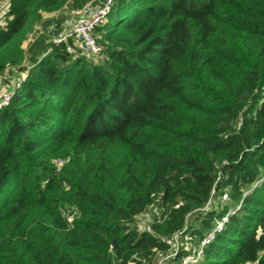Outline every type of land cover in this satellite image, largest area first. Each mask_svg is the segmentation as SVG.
Returning a JSON list of instances; mask_svg holds the SVG:
<instances>
[{
  "label": "trees",
  "instance_id": "obj_1",
  "mask_svg": "<svg viewBox=\"0 0 264 264\" xmlns=\"http://www.w3.org/2000/svg\"><path fill=\"white\" fill-rule=\"evenodd\" d=\"M90 1L10 0L0 26L2 74L43 23L0 110V264H153L213 191L193 236L236 212L198 264H264V0H115L98 60L42 18Z\"/></svg>",
  "mask_w": 264,
  "mask_h": 264
},
{
  "label": "built area",
  "instance_id": "obj_2",
  "mask_svg": "<svg viewBox=\"0 0 264 264\" xmlns=\"http://www.w3.org/2000/svg\"><path fill=\"white\" fill-rule=\"evenodd\" d=\"M115 0H104L102 4H95V1L92 0L87 3L81 9L73 11L77 15V19L74 22V26L68 33H60L55 39L56 43H66V48L68 52L71 53H80L91 59L98 60L102 57L104 53L103 45L98 41L96 35V30L101 26L108 18L109 13L112 11ZM10 0H0V13L4 11V17L7 15L9 10ZM28 66V65H27ZM12 71H17L16 75H13ZM28 68H18L16 66H8L5 71L0 74V110L8 106L12 97L16 92V89L22 86V83L26 80L28 75ZM65 160L59 159L58 164L61 166ZM263 179L257 181L254 184V188L262 181ZM253 188V189H254ZM212 193L207 204L192 213H190L186 222L189 225V218L196 213L197 211H207L210 208H213V205L216 201V196ZM249 192V191H248ZM228 201H231V196L229 190L226 189L221 197L218 199V202L225 204ZM241 205V204H239ZM158 206L153 205V217L158 214ZM236 212L235 206L230 208L222 214L220 217L215 218L214 226L210 230L206 231L204 236L198 238L196 235H192V231L188 229V225L183 229H180L174 233L170 238L162 237L163 241L168 245L166 250L155 249L157 251V256L153 264H172L175 263L172 260H177L179 264H198L199 261L205 256L206 247L214 241L216 235L222 232L229 221L230 215ZM72 220V218H69ZM152 223V222H151ZM143 230L152 231L151 225H148L147 228ZM263 254V253H262ZM259 259L254 262L258 264ZM252 262H247L250 264Z\"/></svg>",
  "mask_w": 264,
  "mask_h": 264
},
{
  "label": "rangeland",
  "instance_id": "obj_3",
  "mask_svg": "<svg viewBox=\"0 0 264 264\" xmlns=\"http://www.w3.org/2000/svg\"><path fill=\"white\" fill-rule=\"evenodd\" d=\"M4 11L5 10L1 11V13H0V26H3V27L8 22L7 15L4 17ZM68 15H69V19H68L69 24H67V29L70 28V30H71L73 28L74 24H75L74 20L77 19V16L74 15V14H68ZM27 30H28V32L25 33ZM54 30H55V28H54ZM59 32L57 34L55 33L54 35H52V38L54 40L58 37ZM64 32H66V31H64ZM24 33H25V37H26V39H25V41H24V43L22 45V48L24 50V58H23L22 63L20 65L16 66V67H18L20 69L22 67L27 66L29 64V60L26 58V55L28 56L27 48H28V45L30 43L34 42L41 35V33H42V24H41V22L37 21V22L33 23L32 26H31V23H28V25L26 26V28L22 31V33L20 35H22ZM28 40H29V42L27 43ZM12 73H13V75H16L17 71H12ZM0 85H3V83L0 84ZM0 88H3V87H0ZM253 188H254V185H253L252 189ZM235 205H236V203H235ZM213 207H214V209H216V205L215 204L213 205ZM158 214H159V209H158ZM195 215L196 214H193L189 218V225L192 223V225L197 224L195 226H199L198 223H197L198 221H196L197 218L195 217ZM69 217L72 218V216H69ZM152 221H153V210H147L146 212L137 215L134 225L138 227V230L140 232H142V231H144L143 229L147 228L148 225H151ZM204 258L205 257L203 256L202 259L199 262L204 261ZM172 264H179V263H172Z\"/></svg>",
  "mask_w": 264,
  "mask_h": 264
},
{
  "label": "crops",
  "instance_id": "obj_4",
  "mask_svg": "<svg viewBox=\"0 0 264 264\" xmlns=\"http://www.w3.org/2000/svg\"><path fill=\"white\" fill-rule=\"evenodd\" d=\"M104 0H96V2H95V4H102V2H103ZM76 10H78V9H70V8H68V9H64V10H62V11H58L57 13H54V12H43L42 13V18L44 19V20H53L54 22L52 23V28L51 29H54L55 27H56V24L59 22V21H57L61 16H63V15H66V19L62 22V30L59 32V34L60 33H68L69 31H71L70 30V28L69 29H67V24H69V21H68V19H69V15L68 14H74L73 13V11H76ZM75 15V14H74ZM77 16V15H76ZM68 21V22H67ZM76 20H74V22H75ZM41 24L43 25V23L41 22ZM31 29V28H30ZM35 30V29H34ZM64 31H66V32H64ZM29 42V40L27 41V43ZM31 44V43H30ZM29 44V45H30ZM28 45V46H29ZM29 48V47H28ZM28 48H27V52H28ZM26 58H27V55H26ZM28 60H29V58H27Z\"/></svg>",
  "mask_w": 264,
  "mask_h": 264
},
{
  "label": "clouds",
  "instance_id": "obj_5",
  "mask_svg": "<svg viewBox=\"0 0 264 264\" xmlns=\"http://www.w3.org/2000/svg\"><path fill=\"white\" fill-rule=\"evenodd\" d=\"M205 257V256H204Z\"/></svg>",
  "mask_w": 264,
  "mask_h": 264
}]
</instances>
